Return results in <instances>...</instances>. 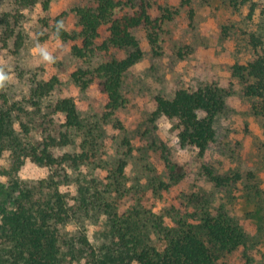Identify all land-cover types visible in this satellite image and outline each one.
Returning a JSON list of instances; mask_svg holds the SVG:
<instances>
[{
    "label": "rangeland",
    "instance_id": "rangeland-1",
    "mask_svg": "<svg viewBox=\"0 0 264 264\" xmlns=\"http://www.w3.org/2000/svg\"><path fill=\"white\" fill-rule=\"evenodd\" d=\"M46 1L23 9L14 0H0V91L24 100L36 83L58 79L50 98L38 101L37 106L26 105L25 114H20L35 138L40 137L38 130L45 135L65 132L64 116L53 115L46 107L58 99L74 101L83 128L68 131L73 143L65 147H94L96 157L92 164L72 173L68 185L112 180L113 171L126 162L122 178L126 187L130 191L138 188L139 194L133 196H143L145 205L156 203L154 214L168 223L197 222L204 211L222 209L240 223L247 234L246 244L225 253L217 264H264V121L253 115L252 100L231 72L233 66L253 59L251 35L259 37L264 46V17L260 14L264 0L251 1L256 6L252 16V3L235 8L227 0H194L188 9L182 0H157L152 17L161 18L169 11L172 19L161 23L156 48L150 45L146 31L133 32L141 59L126 73L122 91L128 103L112 117L105 114L101 81L92 78L91 72L110 57H129L131 49L109 45L107 51L96 52L83 63L71 52L72 45L80 42L62 41L53 27L59 19L69 32H79L74 10L91 5L92 0H51L45 9ZM107 40V30L102 27L99 44ZM79 70L88 73L80 83L74 78ZM206 85L221 91L224 105L214 120L216 142L201 159L194 148L181 144L176 121L158 113L155 100L158 96L172 98L182 88L197 90ZM68 151L71 148L60 153ZM10 162L9 154L0 162V182L5 184L15 178L32 185L54 172L30 160L12 172ZM206 169L219 176L239 174L240 180L219 188L209 181ZM164 182L170 183L169 191L159 187ZM254 185L262 192L261 198ZM99 224L94 217H84L68 229L86 228L96 241Z\"/></svg>",
    "mask_w": 264,
    "mask_h": 264
},
{
    "label": "trees",
    "instance_id": "trees-1",
    "mask_svg": "<svg viewBox=\"0 0 264 264\" xmlns=\"http://www.w3.org/2000/svg\"><path fill=\"white\" fill-rule=\"evenodd\" d=\"M50 1L44 3L45 9ZM193 1L182 0V4L190 9ZM251 1L227 0L235 8ZM14 3L26 9L39 0H14ZM155 6L157 0H92L91 5L82 4L74 10L79 32H69L59 19L53 27L62 41L80 42L72 45L71 52L85 64L96 52L107 51L109 45L131 49L129 57H110L91 72L92 78L101 81L107 117L128 103L122 91L126 73L141 59L133 32L146 31L150 45L156 48L161 23L172 19L169 11L161 18H153L151 11ZM255 9L252 3L251 16ZM260 14L264 17V8ZM102 27L107 30L108 40L99 44ZM249 42L253 59L245 65L233 66L231 72L243 85L244 95L252 100L253 115L264 121V46L255 35L250 36ZM87 74L79 70L74 78L84 82ZM57 84L56 77L38 82L24 100H15L8 91H0V162L9 154L12 172L26 160L54 170L32 185L15 178H10L8 184L0 182V264H217L225 253L246 244L247 234L242 226L223 209L217 213L204 211L197 222L168 223L154 214L156 203L145 205L143 196H133L139 194V189L130 191L122 180L126 162L113 171L112 180L68 185L71 174L92 164L96 157L94 147H65L73 143L68 131L83 128L74 101L58 99L46 107L51 114L64 116L66 131L58 135H45L38 130L40 137H31L20 116L25 114L26 105L37 106L38 101L50 98ZM155 102L158 113L176 121L181 144L194 148L202 159L216 142L214 120L224 105L221 91L209 85L197 90L182 88L172 98L158 96ZM65 148L72 151L60 153ZM206 170L209 181L219 188L240 180L239 174L219 176ZM159 187L169 191L171 185L164 182ZM256 194L262 197L259 189ZM84 217H94L100 223L94 232L96 241H92L86 228L68 229Z\"/></svg>",
    "mask_w": 264,
    "mask_h": 264
}]
</instances>
